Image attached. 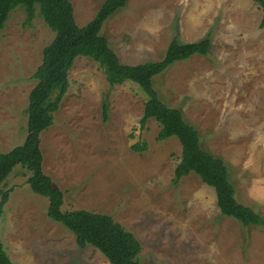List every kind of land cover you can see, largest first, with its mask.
Segmentation results:
<instances>
[{
    "label": "rangeland",
    "instance_id": "1",
    "mask_svg": "<svg viewBox=\"0 0 264 264\" xmlns=\"http://www.w3.org/2000/svg\"><path fill=\"white\" fill-rule=\"evenodd\" d=\"M75 23L104 0H69ZM19 5L0 30V151L26 135L28 94L42 49L54 33L37 14L24 25ZM255 0H127L100 33L124 64L158 61L173 37L209 36L206 55L176 61L153 78L159 98L196 127L201 147L225 162L235 197L264 217V27ZM145 97L133 83L111 86L99 64L78 56L68 87L40 134L43 171L63 191V211L110 215L141 242L143 264H264V226L221 215L213 187L196 174L172 183L181 145L157 140L159 123L140 127ZM106 105V116L103 114ZM146 142L144 151L132 149ZM16 165L0 217L14 264H109L96 248L50 219L46 197Z\"/></svg>",
    "mask_w": 264,
    "mask_h": 264
},
{
    "label": "trees",
    "instance_id": "2",
    "mask_svg": "<svg viewBox=\"0 0 264 264\" xmlns=\"http://www.w3.org/2000/svg\"><path fill=\"white\" fill-rule=\"evenodd\" d=\"M255 1L262 12L260 26L264 27V0ZM126 3L127 0H104L93 18L79 27L75 23L69 0H0V30L10 12L21 5L26 15L24 25H31L37 11L54 33L52 40L43 47L41 61L32 74L36 82L29 91L25 108L27 120L24 140L8 151H0V183L7 179L16 165H21L30 172L27 183L31 190L47 198L48 217L71 231L80 248L86 245L96 248L109 264H143L138 259L142 250L141 242L132 232L107 214L84 209L63 211V191L54 187L50 176L43 171L40 134L51 124L52 115L65 95L68 71L74 60L83 56L99 64L109 85L133 83L139 87L145 97L141 128L148 119L154 118L160 125L157 140L172 136L178 139L181 155L174 169L172 183L176 184L182 177L194 173L205 184L213 187L221 215L233 217L244 226H264L263 216L237 201L223 159L201 147L196 127L185 120L180 109L163 102L153 87V78L174 62L188 59L194 54L206 55L211 43L209 36L186 43L173 37L162 59L124 64L100 31L104 22ZM103 114L105 117L106 105H103ZM131 147L140 152L147 145L142 142ZM9 194V189H0V217ZM0 264H14L4 249L1 235Z\"/></svg>",
    "mask_w": 264,
    "mask_h": 264
}]
</instances>
